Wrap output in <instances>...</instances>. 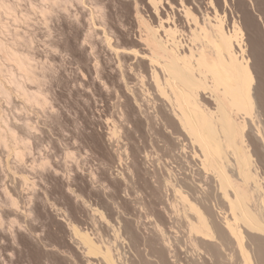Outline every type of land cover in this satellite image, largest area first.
Returning <instances> with one entry per match:
<instances>
[{
	"label": "bare ground",
	"instance_id": "bare-ground-1",
	"mask_svg": "<svg viewBox=\"0 0 264 264\" xmlns=\"http://www.w3.org/2000/svg\"><path fill=\"white\" fill-rule=\"evenodd\" d=\"M72 1L56 0L59 7L64 8ZM247 1L253 13L244 8L246 21L243 23L234 20L232 28H227L226 15L220 14L215 0H208L212 12H204L202 8L201 17L184 0H179V10L187 20L188 31L177 25L174 14H168L166 18L162 16L161 9H165V5L171 10L177 9L169 0H148V5L157 17V26H153L140 13L136 3V18L141 28L137 37L140 48H125L119 42L112 46L121 66L128 61L127 58H133L139 64V70L134 75L135 83L130 82L128 77L123 82L125 93L121 98H124V101L121 104L120 100L119 103L120 119L118 117V121H110L108 132L111 140L121 142L124 124H131L129 126L137 135V142H143L142 151L139 147L137 150L141 154L144 153V158L147 159L150 154L155 153L148 149L158 150L159 155L163 154L166 162L159 164H164V168L162 169L161 165V169L153 170L152 174L153 195L160 199L159 209L169 220L186 223V235L190 239L193 253L202 250L204 257L211 262L217 261V264L231 263L225 261L223 252L229 253V259L238 257L241 264H264V177L256 154L250 149L247 140V129L254 125L256 138L264 150L263 115L259 111L255 95L256 74L260 73V67L257 65L258 62L264 63V36L258 24H264V0ZM21 2L22 0L0 2V103L9 104L15 98L13 96H18L24 103L23 107L39 110L47 107L50 100L42 89V75L36 71V60L30 52L33 40L30 34L27 35L28 32H23L15 26L17 23L26 26L30 11L35 12L36 8L47 21L57 7L45 6L42 0H39V5L35 6L34 2H31L29 9L23 10ZM223 3L227 5V0H223ZM6 5L8 7H5ZM245 23L250 24L256 31V42L262 49L259 54H248ZM133 68L135 69L132 67L131 70ZM143 68L149 73L148 77L141 72L140 69ZM127 104H132L133 114L140 117L131 119L125 109ZM2 110L0 104V146L19 163L24 162L32 144L29 143V136H24L29 135L31 122L21 124V128L15 127L3 116ZM19 129L24 135L19 133ZM125 137L130 138L129 142L133 141L128 134ZM126 139L122 142L125 143ZM146 141H149L150 147L152 145L151 149H147L149 145ZM159 144H162L161 147L156 146ZM127 145L120 144L119 148H124L123 153L132 157L133 151H130ZM143 174L146 176L144 171ZM21 181L27 186L31 184L28 176H22ZM7 196L8 203L18 208L19 201L17 202L8 191ZM131 200L137 202L136 199ZM147 204L149 203L138 201L134 205L139 207L137 210L143 211ZM148 210L144 211L145 214ZM93 211L101 215V219L113 230L112 239L105 238L98 230L95 233L75 223L69 224L80 246L82 245L89 256L93 255L94 259H97V263L90 260L89 263L134 264L121 252L117 244H133L138 246L135 249H139L140 239L132 238L127 241L123 237L124 234H121V229L113 225L104 213L97 208ZM150 216L152 215H149L148 219L152 221L158 235L157 237L155 234V237L159 238L158 241L161 240L166 255H157L153 250L155 254L147 253V257L141 256L138 262L183 264L177 259V239L167 233L157 219ZM246 237L250 244L244 240ZM196 255L199 258H193L197 261L191 264H206L203 257Z\"/></svg>",
	"mask_w": 264,
	"mask_h": 264
},
{
	"label": "rangeland",
	"instance_id": "rangeland-1",
	"mask_svg": "<svg viewBox=\"0 0 264 264\" xmlns=\"http://www.w3.org/2000/svg\"><path fill=\"white\" fill-rule=\"evenodd\" d=\"M169 1L177 9L171 10L165 5V9H161L162 16L166 18L168 14H174L177 25L179 24L182 30L188 31L187 20L179 10V0ZM245 1L246 3H243ZM31 2H34L35 6L39 5V0H22V9H29ZM184 2L192 7L197 15L200 14L199 17L202 15V8L204 12H212L208 0H184ZM215 2L218 4L220 14L226 15L227 28H232L234 20L243 23L246 21L243 12L245 9L253 13L247 0H227V5L223 0H215ZM136 3L139 5L140 13L153 26H157V17L153 14L152 7L148 5V0H79L78 2L73 0L67 3L65 8L57 7L47 21L36 8L35 12L30 11V23L28 22L26 26L21 23L16 24L15 27L28 32L27 35L30 34L33 40L30 52L36 60V71L40 76L42 75L40 77L42 89L48 95L50 104L44 109L29 108L28 110L23 107V101L18 96H13L15 98L9 104L0 103L4 114L2 115L11 125L21 128L26 122V124L31 122L32 127L29 131L31 134L26 132L29 135L25 132L24 135L19 129V133L27 138L29 136V143H32L25 156L26 161L19 163L0 146V264H90L89 260L97 263L95 256H89L82 245L80 246L69 227L72 222L95 233L98 230L105 238L112 239L113 230L105 224L101 215L93 211L96 208L104 213L113 225L121 229V234H124L123 237L127 241L132 238L140 239V250L135 249L138 246L133 244L119 242L117 244L121 252L134 264H141L138 262L141 256L147 257L146 255L155 254L154 252H157V255H166L161 240L158 241L159 238L155 237L157 233L152 221L148 219L149 215L157 219L162 228L177 239L175 241L177 259L183 264L197 261L193 260L199 258L196 254L203 257L206 264L215 262L217 264V261L211 262L204 257L202 250L193 253L190 239L186 235V223L169 220L159 209L160 199L153 195L152 174L153 170L157 171L164 165L159 163L166 162L165 157L162 156L163 152L161 151L162 155H159L158 150H149L152 145L150 147L149 141H146L149 145L148 151L152 153L155 151L154 155H156L149 152V158L151 155L153 158H144V153L141 154L137 150L139 147L142 151L143 142L139 143V140L137 142L138 138L132 131L131 124H124L123 137L121 134L120 137L126 139L125 136L128 134L133 141L129 142L130 138L126 139L125 143L122 142L124 140L122 138L120 140L122 143L111 140L108 132L111 127L110 121L120 119L119 103L121 101V104L123 103L124 98L121 97L125 93L123 82L129 78L130 82L135 83L134 75L139 70V64L133 58L132 60L127 58L129 62L126 61L125 64L127 62L128 64L123 63L124 65L121 66L112 50L115 42H119L125 48H140L137 37L141 33V28L136 18ZM258 24L264 36V24L261 22ZM244 33L248 54H259L262 49L256 42L257 34L254 28L249 24L245 26ZM262 64L264 63L258 62L257 67L261 68ZM131 66L135 69L131 70ZM140 70L145 76H149L144 68ZM132 71L134 73L131 74ZM256 75V101L264 122V76L261 72ZM125 109L131 119L140 117L138 114H135L136 116L133 114L132 104H127ZM256 137V128L250 125L247 129L249 142L247 143L256 154L264 177V150L261 149V142ZM119 143L128 144L129 150L133 151L132 157H127L123 153L124 148L120 149ZM160 145L162 144L156 146ZM159 157L162 160L159 161ZM157 160L158 162L155 163ZM42 163L45 165L43 166ZM130 172L133 173H131L132 177ZM20 176H28L31 184L28 186L23 184ZM7 191L17 202L19 201L18 208L8 203ZM130 198L134 201L136 199L137 202L149 203L146 208L149 209V213L147 211L145 214L146 209L137 210L139 208L135 206L137 202L134 203ZM244 240L250 244L247 237ZM157 242L160 244L158 245ZM227 253L223 252L227 259L225 261L231 262L229 264H241L238 257V259L236 257L229 259Z\"/></svg>",
	"mask_w": 264,
	"mask_h": 264
},
{
	"label": "snow or ice",
	"instance_id": "snow-or-ice-1",
	"mask_svg": "<svg viewBox=\"0 0 264 264\" xmlns=\"http://www.w3.org/2000/svg\"><path fill=\"white\" fill-rule=\"evenodd\" d=\"M2 2V0H0ZM42 3L45 6H51V7H59V4L56 2V0H42ZM5 7H8L7 5ZM35 7V6H33ZM260 72L262 76H264V64L261 65ZM262 134H264V129H262Z\"/></svg>",
	"mask_w": 264,
	"mask_h": 264
}]
</instances>
